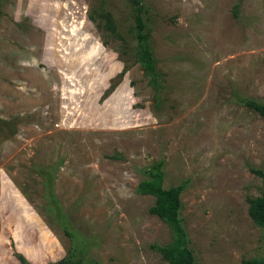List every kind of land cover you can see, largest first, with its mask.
I'll return each mask as SVG.
<instances>
[{
	"label": "rangeland",
	"instance_id": "1",
	"mask_svg": "<svg viewBox=\"0 0 264 264\" xmlns=\"http://www.w3.org/2000/svg\"><path fill=\"white\" fill-rule=\"evenodd\" d=\"M141 2L158 96L128 0H1L0 264H58L64 231L97 264H169L154 246L170 230L137 189L155 161L165 188L187 183L180 217L199 264L264 259L248 214L264 121L238 101H264V0L236 14V0Z\"/></svg>",
	"mask_w": 264,
	"mask_h": 264
},
{
	"label": "trees",
	"instance_id": "2",
	"mask_svg": "<svg viewBox=\"0 0 264 264\" xmlns=\"http://www.w3.org/2000/svg\"><path fill=\"white\" fill-rule=\"evenodd\" d=\"M128 2L133 10V29L137 51L136 60L148 79V85L152 88L155 95L158 96L163 87L162 74L156 67L151 35L144 19L147 10L141 0H128ZM233 9L236 14L239 9V0H236ZM88 18L93 21L92 16ZM106 25L109 29H114L109 17L106 18ZM238 101L247 109L258 114L264 121V101H256L244 97ZM156 106L159 107V103ZM163 166V161L153 162L148 170L146 179L140 182L137 188L139 193L155 198V204L150 211L167 225L171 233L172 239L168 245L154 246V248L169 264H199L190 248V240L183 226V220L180 217L182 207L180 195L186 188L187 183L182 182L178 185L165 188ZM250 171L259 176L264 184V172L252 168H250ZM248 214L255 224L264 229V190L261 197L248 199ZM64 233L74 239V241L67 256L58 264H97L92 260L86 259L89 247L87 238H74L73 234L68 231H64ZM20 261L22 264H29L22 257H20ZM242 264H264V259L246 260Z\"/></svg>",
	"mask_w": 264,
	"mask_h": 264
},
{
	"label": "water",
	"instance_id": "3",
	"mask_svg": "<svg viewBox=\"0 0 264 264\" xmlns=\"http://www.w3.org/2000/svg\"><path fill=\"white\" fill-rule=\"evenodd\" d=\"M18 210V209H17Z\"/></svg>",
	"mask_w": 264,
	"mask_h": 264
}]
</instances>
